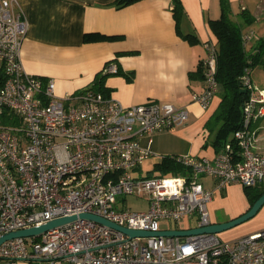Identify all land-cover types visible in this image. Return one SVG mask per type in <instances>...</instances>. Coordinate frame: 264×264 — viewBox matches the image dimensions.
<instances>
[{
  "label": "built area",
  "instance_id": "2783aa9c",
  "mask_svg": "<svg viewBox=\"0 0 264 264\" xmlns=\"http://www.w3.org/2000/svg\"><path fill=\"white\" fill-rule=\"evenodd\" d=\"M28 21L18 0H0V236L51 219L92 212L134 229H170L196 215L195 226L211 223L208 204L216 189L237 182L264 186V152L255 150L251 123L264 116V89L242 75L249 93L242 124L213 157L170 155L186 173L137 175L156 155L154 134L184 124L186 106L147 99L124 105L100 91L58 96L55 79L29 73L20 51ZM246 43L251 36L244 32ZM203 89L192 93L201 107L219 90L216 44L204 43ZM116 73L111 62L104 69ZM201 176L214 179L206 187ZM122 194H144L145 210L116 208ZM178 228V227H175ZM264 264V228L232 240L218 233L134 236L89 218L0 243V264Z\"/></svg>",
  "mask_w": 264,
  "mask_h": 264
},
{
  "label": "crops",
  "instance_id": "0c3cea01",
  "mask_svg": "<svg viewBox=\"0 0 264 264\" xmlns=\"http://www.w3.org/2000/svg\"><path fill=\"white\" fill-rule=\"evenodd\" d=\"M18 1L28 21L20 51L23 67L29 73L53 77L58 96L85 88L112 60L121 73L106 75L108 96L124 105L154 99L189 110L184 124L154 134L156 155L146 159L152 167L162 155L213 157L217 153L204 124L220 101L219 90L208 107H201L192 101V93L203 89L204 80L190 78L189 72L206 56L204 43L215 42L208 19L220 15L219 0H181L184 16L179 23L172 0H136L123 6H116L115 0ZM229 1L233 20H241L243 8L255 17L243 27L252 38L246 43L250 49L255 36H264V0ZM188 32L195 34L196 42L184 37ZM254 70L250 73L252 81L264 89V69ZM251 129L255 150L264 152V116L253 120ZM199 180L206 187L214 183L210 176ZM225 188L229 191L227 197L221 195L222 189H216L208 204L211 222L226 221L250 207L240 183ZM175 224L163 221L161 226L186 229L196 225L189 217ZM233 228L239 231L225 235V229L222 239L264 228V204L253 217Z\"/></svg>",
  "mask_w": 264,
  "mask_h": 264
},
{
  "label": "trees",
  "instance_id": "16d2710c",
  "mask_svg": "<svg viewBox=\"0 0 264 264\" xmlns=\"http://www.w3.org/2000/svg\"><path fill=\"white\" fill-rule=\"evenodd\" d=\"M134 1L136 0H115L114 4L116 6H123ZM219 3L220 15L216 18H209L208 22L215 36L216 78L219 83L218 93L220 101L204 124L208 130V140L216 148L217 153L223 148L226 142H231L234 151H236L237 143L234 132L241 127L242 106L249 95L247 90L246 92L241 91L242 88H245L242 75L247 68L251 70L256 64L264 60V36L255 39L250 49L246 48V42L243 39V27L251 24L255 17L246 8H243L239 14L241 20L235 21L230 15V1L219 0ZM172 11L177 23H179L180 18L184 16L181 0H172ZM184 37L191 42L197 41L195 34L192 32L184 34ZM111 62L112 60H109L104 65V68L96 73L94 79L88 86L78 91L93 89L108 96L109 89L105 86L104 82L106 75L111 72L105 71L104 69ZM203 70L204 66L201 60L198 62L196 69L189 72L190 78L204 79ZM116 73H121V70L118 68ZM126 76L128 79L130 78L129 74ZM0 78H3L2 67H0ZM206 144L207 140H205L203 145L205 146ZM151 171H154V173L157 172V174L150 172L148 173L149 175L171 176L186 173L187 169L185 170L170 155H162L160 160L153 165ZM242 186L250 206L255 199L264 193V186L261 184Z\"/></svg>",
  "mask_w": 264,
  "mask_h": 264
},
{
  "label": "water",
  "instance_id": "95a60500",
  "mask_svg": "<svg viewBox=\"0 0 264 264\" xmlns=\"http://www.w3.org/2000/svg\"><path fill=\"white\" fill-rule=\"evenodd\" d=\"M242 92H246L245 88H242ZM264 204V193H262L255 201L251 204V206L245 210L243 213L228 219L226 221L221 222H211L206 225L194 226L186 229L181 228H171V229H159V230H145V229H134L129 228L123 225H119L111 220L106 219L105 217L92 213V212H80L77 214H71L67 216H62L58 218L51 219L43 224L31 226L27 228H22L18 230L8 231L3 233L0 236V243L5 239L15 237V236H28L38 234L42 231L52 229L56 226L64 224L68 221L75 220L77 217L80 218H89L100 223L106 224L112 228H116L118 230L123 231L128 234L129 237L134 236H148V235H159V236H185L190 234H198V233H219L225 229L233 227L237 224H240L251 217H253L256 212L260 209V207Z\"/></svg>",
  "mask_w": 264,
  "mask_h": 264
},
{
  "label": "rangeland",
  "instance_id": "374dc122",
  "mask_svg": "<svg viewBox=\"0 0 264 264\" xmlns=\"http://www.w3.org/2000/svg\"><path fill=\"white\" fill-rule=\"evenodd\" d=\"M258 37H260V36H255V39H257ZM263 65H264V60H263V62L256 64L253 67V70L256 67H258L260 69H264L263 68ZM254 71H257V70H254ZM152 169H153L152 165H150L149 161H146V162H143L142 163V165H141L140 168H138L137 170H135V174H137V175H144V174H148L150 172H152L153 174H157V172L154 173V171H151ZM150 175H152V174H150ZM220 193L224 197H227L229 195V191H227L226 188L222 189ZM119 198H124L125 199V205H122V203L119 201L115 205V207L118 208V209L124 208V209L138 211V210H145L147 208V206H148V204L146 203L147 202V197L144 194H141V195H136V194H122V195H119ZM189 218H190V220H191L192 223H196V221H197L196 215H194V214L193 215H190ZM166 222H167V225L169 224L170 226H176L175 222H173L171 220L166 221ZM242 223H244V222H242ZM240 224H237V225H235L233 227H237ZM161 225H163V221H161ZM233 227H230V228L226 229L225 230L226 231L225 235H227L228 233H231L232 231H239V230H236L237 228L235 229ZM229 230H231V231H229ZM223 231H221V232L218 233V235H219L220 238H223L222 235H221V233ZM232 239H234V238H232ZM232 239H225V240H232ZM36 263H37L36 260H30V264H36ZM58 264H65V262L59 261Z\"/></svg>",
  "mask_w": 264,
  "mask_h": 264
}]
</instances>
